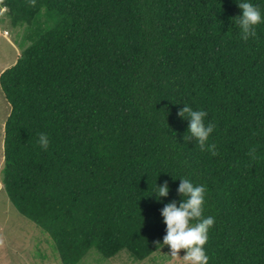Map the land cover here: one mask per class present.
I'll list each match as a JSON object with an SVG mask.
<instances>
[{"label": "trees", "instance_id": "1", "mask_svg": "<svg viewBox=\"0 0 264 264\" xmlns=\"http://www.w3.org/2000/svg\"><path fill=\"white\" fill-rule=\"evenodd\" d=\"M2 12L24 47L0 75V174L62 264L158 253L180 178L205 187L209 264H264V24L242 40L234 0H0ZM185 104L208 113L215 156L186 138Z\"/></svg>", "mask_w": 264, "mask_h": 264}, {"label": "clouds", "instance_id": "2", "mask_svg": "<svg viewBox=\"0 0 264 264\" xmlns=\"http://www.w3.org/2000/svg\"><path fill=\"white\" fill-rule=\"evenodd\" d=\"M242 14L234 20L240 30V38L247 41L250 37H257L256 28L264 24V12L251 0H234ZM8 35V33H7ZM5 37L6 32H5ZM178 115L188 121L187 139L195 140L201 151L216 155L215 145L209 144V138L214 132V124L205 122L208 113L204 110H193L189 105H183ZM40 147L47 150L50 144L47 134H39ZM177 193L181 196L179 204L173 200L165 204L161 209L163 222L166 225V235L162 244L157 241L155 246L167 245L170 248V256L179 258L183 264H209L205 245L209 239V230L213 227V217L203 215L205 204V187L196 185L188 178H180ZM169 186L165 182L157 186L153 193L159 202L161 197H168ZM183 198V199H182ZM195 221V223H193ZM181 250H185L183 257L179 256Z\"/></svg>", "mask_w": 264, "mask_h": 264}, {"label": "rangeland", "instance_id": "3", "mask_svg": "<svg viewBox=\"0 0 264 264\" xmlns=\"http://www.w3.org/2000/svg\"><path fill=\"white\" fill-rule=\"evenodd\" d=\"M55 22L54 16L48 24L52 26ZM5 32L9 33L7 37L4 36ZM23 36L24 30L14 28L6 13H0V75L13 67L21 56L24 47ZM9 113L10 106L0 86V169L4 161L5 123ZM48 238L42 229L21 215L14 207L4 189L0 174V264H62L58 254L54 253L51 245L46 241ZM52 246H54L53 242ZM43 253L46 258H41ZM170 254V248L166 245L142 262L135 261L124 252L111 260L90 255L83 264H183L182 260L173 259ZM184 254L180 252L179 256L183 257Z\"/></svg>", "mask_w": 264, "mask_h": 264}, {"label": "built area", "instance_id": "4", "mask_svg": "<svg viewBox=\"0 0 264 264\" xmlns=\"http://www.w3.org/2000/svg\"><path fill=\"white\" fill-rule=\"evenodd\" d=\"M6 35H7V33H6Z\"/></svg>", "mask_w": 264, "mask_h": 264}]
</instances>
